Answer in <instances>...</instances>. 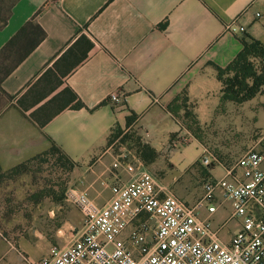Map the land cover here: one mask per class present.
I'll return each mask as SVG.
<instances>
[{"label": "crops", "instance_id": "crops-1", "mask_svg": "<svg viewBox=\"0 0 264 264\" xmlns=\"http://www.w3.org/2000/svg\"><path fill=\"white\" fill-rule=\"evenodd\" d=\"M235 23L245 33L229 30ZM243 40L264 45V0H20L0 29V264H33L77 236L72 213L61 227L53 222L63 209L57 193L45 195L33 181L35 162L53 147L74 164L68 189H86L104 206L112 198L104 184L117 173L109 142L121 130L162 196L182 193L195 205L204 196L203 185L195 193L205 180V140L237 143L241 156L258 142L253 105L264 120V94L222 102L218 76ZM183 97L204 142L183 127V111L176 118L168 110ZM231 168L220 161L210 177L223 179ZM211 219L223 243L241 230L228 204Z\"/></svg>", "mask_w": 264, "mask_h": 264}, {"label": "built area", "instance_id": "built-area-1", "mask_svg": "<svg viewBox=\"0 0 264 264\" xmlns=\"http://www.w3.org/2000/svg\"><path fill=\"white\" fill-rule=\"evenodd\" d=\"M229 30L246 31L236 23ZM110 101L118 106L122 98L115 93ZM200 164L207 169L218 160L205 149ZM112 169L116 180L104 184L112 192L104 206L86 189L66 191L65 202L80 210L83 225L71 244L53 247L33 264H264V132L223 179L204 180V196L195 205L172 193L162 196L135 156H116ZM124 174L127 181L120 180ZM223 204L242 222L229 243H223L211 219Z\"/></svg>", "mask_w": 264, "mask_h": 264}, {"label": "trees", "instance_id": "trees-1", "mask_svg": "<svg viewBox=\"0 0 264 264\" xmlns=\"http://www.w3.org/2000/svg\"><path fill=\"white\" fill-rule=\"evenodd\" d=\"M20 0H0V29H3L9 22L13 9ZM11 2V3H10ZM5 6H8L6 11ZM6 12L4 17H1ZM244 48L239 54L237 59L226 69H218L219 80L223 83V97L222 102H234L238 105L248 102L254 99L258 94H264V45L256 40L250 42L243 40ZM254 61L259 63V69L254 67ZM71 101H76V96L70 93ZM182 98L175 100L168 110L176 118H180L179 114L184 110L183 114V127L187 129L196 139L202 141L203 130L194 114L189 100L187 97L183 98V104L180 105ZM75 108H82L83 104L78 102ZM131 120H129L130 123ZM121 139L126 142L127 135L121 130L115 131L111 136L109 145H112L114 141ZM52 154H58L57 161L66 170H71L74 164L56 147H53ZM147 153H145V156ZM216 165H212L210 168H204L209 174ZM25 169V166H21L16 171Z\"/></svg>", "mask_w": 264, "mask_h": 264}, {"label": "rangeland", "instance_id": "rangeland-1", "mask_svg": "<svg viewBox=\"0 0 264 264\" xmlns=\"http://www.w3.org/2000/svg\"><path fill=\"white\" fill-rule=\"evenodd\" d=\"M7 7L8 6H5V9H4L5 11ZM5 14L6 12L3 15H1V17H4ZM254 62H255L253 64L254 67H256V69L257 68L259 69V63L257 61H254ZM183 98L181 99L179 103L180 105L183 104ZM262 112H263L262 106H260L258 103L253 105V124H252L253 129L252 130H253L254 140L255 139L258 140L262 132H264V120L261 117ZM203 137H204V134L202 133V141L204 142ZM205 143H207L205 149H208L216 157V159L218 160V163L220 161H223L230 167H233L236 164V162L238 161V159L241 157L243 153V150L235 149V144L237 143L227 144L224 141L221 142V141H206V140H205ZM133 148L134 147H132V144L128 142L127 140L126 142H123L122 140L114 141L112 144L113 157L115 158L116 156L120 154H127L129 157H133L135 156V152H134L135 150ZM57 159H58V156H55L52 154H45L44 156L39 158L35 162L36 169L32 171L33 172L32 177H33V181L37 183V190H39V185H43L44 186L43 194L47 195L48 192L50 193L51 191H54L58 195V200L61 206L63 207V209H61L55 221H53L54 223H57L61 227L63 225V222L67 219L68 213H72V215L75 216L77 225H76L75 232L72 235H76L80 229L79 224H80L82 214L78 208L74 206H70L66 204L65 202V194L69 187L68 175H67V170L64 167H62V165L57 161ZM202 177L207 179L210 177V174H208L207 171H204L202 174ZM202 185L203 184L198 186L196 193H195L196 195H198L199 192H201ZM175 196L177 195L175 194ZM178 198L186 202V196L182 195V193ZM47 207H48V204L47 206L44 205L45 209H47ZM50 209L51 208L49 207V210ZM45 220L49 224L52 222L51 220H49V218L44 219V221ZM62 240L63 239H61L60 243L55 242V246L62 247V245L64 244Z\"/></svg>", "mask_w": 264, "mask_h": 264}]
</instances>
